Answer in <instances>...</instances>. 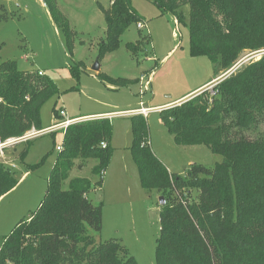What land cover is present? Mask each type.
I'll use <instances>...</instances> for the list:
<instances>
[{
	"label": "trees",
	"instance_id": "trees-1",
	"mask_svg": "<svg viewBox=\"0 0 264 264\" xmlns=\"http://www.w3.org/2000/svg\"><path fill=\"white\" fill-rule=\"evenodd\" d=\"M149 1L188 24L191 55L208 56L219 68L234 66L245 50L264 49V0ZM44 2L73 54L78 31L57 0ZM99 5L105 20L100 60L120 47L124 32L142 17L132 0ZM185 6L190 8L188 21ZM6 17L0 14V19ZM148 37L129 42V51L134 54L136 45ZM85 66L80 60L70 70L78 74ZM97 76L110 82L105 72ZM124 80L116 85L134 83ZM58 91L44 73L22 71L15 60L0 58V138L43 129L42 105ZM161 121L177 144L207 145L223 160L212 167L191 163L185 176L172 173L150 146L147 117L132 115L131 150L142 186L167 192L166 204L159 206L156 264H264V135L252 138L242 133L264 123V54L218 82L213 92L205 90L164 108ZM111 134L110 118L67 127L47 191L37 209L5 238L0 264H139L119 239L96 240L90 229L95 233L103 229V202L95 204L89 198L94 189L89 177H71L74 169L95 160L91 170L98 176L95 186L103 187L113 152ZM26 153L27 148L20 156L25 158ZM18 181L12 169L0 162V196ZM193 190L198 192L194 197Z\"/></svg>",
	"mask_w": 264,
	"mask_h": 264
},
{
	"label": "rangeland",
	"instance_id": "rangeland-1",
	"mask_svg": "<svg viewBox=\"0 0 264 264\" xmlns=\"http://www.w3.org/2000/svg\"><path fill=\"white\" fill-rule=\"evenodd\" d=\"M57 3L80 35L73 54L68 51L64 33L58 34L51 26L47 5L38 0H0V14L7 16L0 19V58L15 60L22 71H32L35 75L42 71L58 87V94L42 105L43 128L70 117L160 106L209 75L226 70L208 56L191 55L188 24L179 23L170 13H162L149 0H132L144 27L139 33L138 25H131L122 35L120 47L105 57L100 72H105L108 81H113V84L107 82L108 87L97 76L98 72L91 69V61L97 59L99 43L105 38V20L99 4L108 7L110 0H57ZM184 12L188 21L189 6L184 7ZM146 34L148 40L142 39L134 54L129 51L127 44ZM253 52L256 51H243L238 61ZM262 55L258 53L239 68ZM80 60L86 64L85 69L74 74L70 66ZM125 78L134 83L118 87L116 84L126 82ZM216 84L201 92H213ZM61 109L66 116L57 118L55 111L59 115ZM132 115L117 113L111 117L113 152L103 175V188L95 186L98 176L91 171L95 160H90L81 170L74 169L71 177H89L94 187L89 198L95 204L103 202V229L100 233L90 229L96 240L117 238L139 264H156L160 197H165L167 192L142 186L131 150ZM142 115L147 117L151 148L172 173L185 176L191 162L212 167L223 160L207 145L177 144L161 121V110ZM92 118H73V122ZM37 131L31 128L23 139L0 138L6 143L3 153L0 150V162L11 168L19 180L13 189L0 196V250L16 224L39 206L58 157L57 146L63 144V129L39 135ZM242 133H250L252 138L264 135V123ZM25 148L27 153L22 158L20 154ZM191 192L193 197L198 193Z\"/></svg>",
	"mask_w": 264,
	"mask_h": 264
},
{
	"label": "crops",
	"instance_id": "crops-1",
	"mask_svg": "<svg viewBox=\"0 0 264 264\" xmlns=\"http://www.w3.org/2000/svg\"><path fill=\"white\" fill-rule=\"evenodd\" d=\"M39 2H42L43 4H45L44 0H38ZM46 5V4H45ZM48 10V13L50 15V18H51V26L54 27V29L56 30V32L58 34H60L61 30L60 28L57 26V24L55 23V21L53 20L52 18V15ZM176 20V19H175ZM105 31V29H104ZM109 55V54H108ZM106 55V56H108ZM105 56V57H106ZM96 57V56H95ZM103 58V59H100V65H101V68L103 66V61L106 59V58ZM98 58V57H96ZM96 59H93V61H91V64L93 65L94 62H95ZM92 67V66H91ZM101 68H100V71H101ZM92 69V68H91ZM99 71V72H100ZM229 69H226V70H219L217 73L215 74H211L209 75L208 77L204 78L202 81L194 84L193 86L189 87L188 89L184 90L183 93H181L180 95H178L177 97H175L173 100H170V101H167L163 104H161L160 106H156V107H141V108H150L152 111L153 110H162L163 108H167V107H170V106H174V105H178V104H181L182 102L190 99L191 97H193L195 94L201 92L202 90L204 89H207L209 86L213 85V84H216L218 82H220L221 80H223L224 78H226V76H229L228 74H231L230 72L228 73ZM42 72V71H41ZM98 72V73H99ZM44 73V72H43ZM153 73V72H152ZM228 73V74H227ZM152 77V76H151ZM101 80V79H100ZM102 81V80H101ZM106 86L109 87V83L107 82H104L102 81ZM111 88V87H110ZM140 109V108H139ZM134 110H138V109H134ZM129 111V110H127ZM123 112V111H122ZM115 113H118V112H114L113 114ZM112 113H104V112H100V113H96V114H92V115H84V116H77V117H70V119H73V118H80V117H94V118H110L111 119V115ZM134 115V114H133ZM64 118V117H63ZM93 118V119H94ZM193 163V162H191ZM190 163V164H191ZM106 172V171H105ZM171 172V171H170ZM105 175V173H104ZM104 183V182H103ZM103 188V187H102ZM101 189V188H99Z\"/></svg>",
	"mask_w": 264,
	"mask_h": 264
},
{
	"label": "built area",
	"instance_id": "built-area-1",
	"mask_svg": "<svg viewBox=\"0 0 264 264\" xmlns=\"http://www.w3.org/2000/svg\"><path fill=\"white\" fill-rule=\"evenodd\" d=\"M137 25H138V27L140 29H143V27H144V23L141 22V21L138 22ZM39 74H43V72L39 71ZM150 111H151L150 108H140L138 110H129V111H123V112H118V113L119 114H125V115H132V114H135V113L136 114H145V115H147V113L150 112ZM116 114L117 113H115V114L112 113L110 116L112 117V116H114ZM59 116L60 117H65L66 116V112H65L64 109H61L59 111ZM73 121H75V120L74 119H70V118H65L62 121L59 120L56 123H54L52 126H50L48 128H43V129L37 131V134L39 135V134H43V133H46V132H53L54 130H58V129H63L65 131L70 124L74 123ZM33 135H36V134L35 133L34 134H30L26 138L29 139ZM23 138L20 137V139H23ZM5 145H6V143L0 139V150H1V153H3L2 147L5 146ZM57 150L58 151H62L63 150V144L60 145V146H57Z\"/></svg>",
	"mask_w": 264,
	"mask_h": 264
},
{
	"label": "water",
	"instance_id": "water-1",
	"mask_svg": "<svg viewBox=\"0 0 264 264\" xmlns=\"http://www.w3.org/2000/svg\"><path fill=\"white\" fill-rule=\"evenodd\" d=\"M258 53H259V54H260V53L264 54V50L253 52L252 55L248 56V57L245 58V59H242V60L238 61L236 64H234V66H232V67L229 69L228 73L230 72V73L232 74L235 70H237V69L243 64V62H245L246 60H250V59H252L253 56L257 55ZM91 68H92V70L95 71V72H99V71H100L101 65H100V60H99V58H97V59L95 60V62H94V64L92 65ZM228 73H227V74H228ZM228 75H230V74H228ZM226 77H227V76H226ZM160 204H161V205H165V204H166V199H165L164 196H161V197H160Z\"/></svg>",
	"mask_w": 264,
	"mask_h": 264
}]
</instances>
